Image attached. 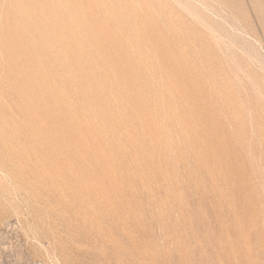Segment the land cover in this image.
I'll use <instances>...</instances> for the list:
<instances>
[{
  "label": "rangeland",
  "instance_id": "374dc122",
  "mask_svg": "<svg viewBox=\"0 0 264 264\" xmlns=\"http://www.w3.org/2000/svg\"><path fill=\"white\" fill-rule=\"evenodd\" d=\"M54 5L78 44L26 75H54L52 124L0 0V264H264V0Z\"/></svg>",
  "mask_w": 264,
  "mask_h": 264
},
{
  "label": "bare ground",
  "instance_id": "6f19581e",
  "mask_svg": "<svg viewBox=\"0 0 264 264\" xmlns=\"http://www.w3.org/2000/svg\"><path fill=\"white\" fill-rule=\"evenodd\" d=\"M12 1L13 8L5 10L4 17H0L5 22L4 36L6 42L4 51L7 60L11 64V68L6 71L5 75L19 93L30 95L28 106L31 108V112H28V120L32 121L33 116H39L48 119L53 124L55 122V111L58 107L56 102L58 88L55 87L54 75H50L49 71H44L42 72V78L27 79V72L33 68L35 69V66L28 65L27 61L38 53L49 54L52 49L48 46L53 38L63 41L65 44L67 43L69 49L71 45H77L78 42L71 38L69 33L71 20L64 11L55 7L56 0ZM29 34L32 35V41L39 38L43 42L40 48L29 42L30 38L27 36ZM24 43H28L30 48L22 47L21 51H17L15 46ZM63 58V62L68 64L67 53ZM50 60L49 58V62ZM46 65H49V63L43 65V69H47ZM20 72L22 76H20Z\"/></svg>",
  "mask_w": 264,
  "mask_h": 264
}]
</instances>
